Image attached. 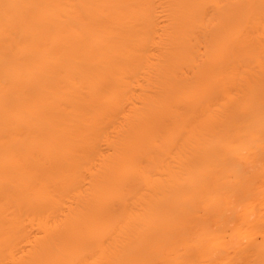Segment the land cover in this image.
<instances>
[{"label": "bare ground", "instance_id": "6f19581e", "mask_svg": "<svg viewBox=\"0 0 264 264\" xmlns=\"http://www.w3.org/2000/svg\"><path fill=\"white\" fill-rule=\"evenodd\" d=\"M0 264H264V0H0Z\"/></svg>", "mask_w": 264, "mask_h": 264}]
</instances>
